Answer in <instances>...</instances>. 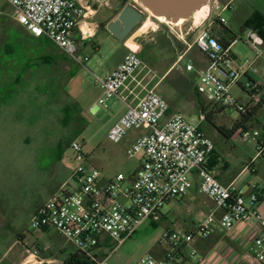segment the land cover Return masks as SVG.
I'll list each match as a JSON object with an SVG mask.
<instances>
[{
    "label": "built area",
    "instance_id": "2783aa9c",
    "mask_svg": "<svg viewBox=\"0 0 264 264\" xmlns=\"http://www.w3.org/2000/svg\"><path fill=\"white\" fill-rule=\"evenodd\" d=\"M5 1L12 8L16 23L29 35L46 38L67 58L77 62L74 31L86 15L85 8L77 0ZM205 7L204 18L197 25L192 23L194 28H200L194 46L204 56V64L187 58L188 46L171 67L193 75V91L205 103L198 122H189L180 112L170 111L168 102L154 87L147 89L135 106H127L107 132V140L119 144L129 131H142L126 149L127 156L140 159L135 173L130 178L117 174L100 185V172L89 164L81 143L73 140L68 147L75 165L73 184H63L57 193L39 206L31 219L33 229H53L90 264H108L106 258L100 260L95 253L101 240L107 238L118 246L128 240L144 221H158L169 200L181 197L191 189L192 176L198 180L199 192L211 201L213 210L194 231H165L161 241L171 250L162 258L147 254L135 264H177L176 251L192 242L195 236H206L217 212L220 213L219 225L225 231H231L238 223L256 224L258 232L251 254L257 262L264 264V217L253 208L263 190L252 185L245 195L235 182L222 185L208 167L213 143L200 129L207 116L221 113L226 108L241 113L245 111L246 106L233 98L232 88L246 92L251 107L259 103L264 106V91L250 79L239 83L248 71V67L242 69L237 64L230 52V47L239 39L234 36L220 40L211 33L214 21L225 26L219 14L212 19L213 13L226 10L228 5L209 0ZM144 18V23L154 19L146 9ZM165 24L178 36L174 28L179 26L170 22ZM244 33V44L258 57L259 48L264 45L262 39L252 29H245ZM143 66L145 69L139 47L128 48L122 61L103 80H98L102 93L96 104L106 109V102L118 97L128 78ZM260 124L264 127V122ZM236 137L254 141L255 154L244 168L251 172L255 163L264 159V132L238 131L232 140ZM121 197L124 202L120 201Z\"/></svg>",
    "mask_w": 264,
    "mask_h": 264
},
{
    "label": "rangeland",
    "instance_id": "374dc122",
    "mask_svg": "<svg viewBox=\"0 0 264 264\" xmlns=\"http://www.w3.org/2000/svg\"><path fill=\"white\" fill-rule=\"evenodd\" d=\"M216 1L224 5L227 0ZM217 14L224 19L225 27L239 39L237 44L230 47L237 64L242 69L248 67L254 70L255 74L252 75L263 84L264 45L259 48V56L256 57L244 44L245 33L239 32L232 14L223 10L215 11L213 16ZM158 20L152 19V25L143 34L140 29L144 25V18L132 32L133 42H128V38L123 43L130 48L138 46L140 51L144 48L145 73L147 79H153L149 86L159 81L155 90L166 99L170 108L183 114L189 122L197 123L201 113L189 91L188 80L192 75L189 77L181 70L170 67L188 46L187 58L204 64V56L194 46L200 28H194L192 18H189L179 28H174L177 36L166 26L168 20ZM13 24L15 20L11 6L5 0H0V43L9 41L13 36L9 33ZM74 42L77 62L64 58L39 73L20 75L17 94L9 105L0 110V217L4 218V225L0 219V228H5L7 240L0 243L2 254L7 252L9 241L17 233H22L25 246L40 256L61 259L75 252L74 247L55 232L42 233L30 225L38 205L57 193L64 181V184H73L75 165L68 148L70 142L75 140L81 143L89 164L105 176L119 172L126 177L135 164L136 158L126 155L127 148L122 143L113 144L107 140L113 100L106 102V109L97 105V113H86L97 95L98 80H103L107 71L124 56L122 43L104 30H98L93 37L84 40L86 44L83 47ZM4 65L0 55V85L3 84L0 91L6 96V91L11 87L7 85L14 75L8 74ZM231 94L242 106L250 103L249 96L240 88H232ZM240 116L235 109L226 108L214 114V126L206 121L200 125L201 131L213 143V157L219 161V171L225 166L227 175L239 173L237 185L253 178L244 168L255 154L254 141L237 137L227 139L216 127L230 129ZM256 121L264 122L262 105ZM258 128L255 122L249 125V130ZM123 200L121 197L120 201ZM157 227L144 230L143 224L124 243L117 246L111 242L107 249L99 250L98 259L106 258L108 264H135L144 255V244L156 240ZM10 258V255H6L0 264H7Z\"/></svg>",
    "mask_w": 264,
    "mask_h": 264
},
{
    "label": "crops",
    "instance_id": "0c3cea01",
    "mask_svg": "<svg viewBox=\"0 0 264 264\" xmlns=\"http://www.w3.org/2000/svg\"><path fill=\"white\" fill-rule=\"evenodd\" d=\"M77 1L82 7L85 8L86 15L79 21L78 26L74 31V41H77V43L83 47L86 44L84 40L93 37L98 30H104L106 33H108L105 27L107 23L114 20L120 12L122 8V0ZM130 1L131 4L139 7L136 0ZM224 5H228L226 11H229L232 14L233 20L238 23L239 32L241 33L245 31V25L253 14H258L264 19V0H227ZM194 14L191 17L193 25ZM213 18H215V16H212V19ZM9 33L13 35L11 38H9V41L0 43V55L3 57L5 64L4 66L7 70V73L14 75V78L10 80L7 86L17 83V81L20 79V75L22 74L39 73V71H43L46 67H53L58 60L62 61L64 58H67L46 38L41 37V41L37 42L36 39L29 35V33L22 26L16 23V21L15 24L10 26ZM131 36L132 34L129 36V38ZM129 41L130 40L128 39V42ZM121 43L125 56L128 52V47L126 45L127 43ZM8 56L11 58H8ZM124 56L114 66H112L110 70L107 71L104 78L122 61ZM232 56L235 58L234 55ZM140 57L144 63V48L143 51H140ZM145 70L146 69H144V66L135 70L125 82L124 86L120 89L118 97L112 99L113 101L110 107L112 109L113 116L109 122V127L119 120V118L126 111L127 106H135L147 89L153 87L156 88V85L159 84L158 81L152 87H150L149 85L153 82V79H147V73H145ZM252 73L255 74V71H252L248 68L246 75L239 80V83L241 84L246 79H250L258 83L261 90L264 91V76H261L263 81L262 84L259 82L258 77H255L252 75ZM188 75L190 77L192 74ZM191 77H193V75ZM2 85H0V88ZM101 93L102 91L99 86L97 95L92 100L91 105L86 111L87 114L93 115L99 111L96 101L101 96ZM1 100L2 97L0 96V110L1 108L9 105L2 104ZM171 111L173 110L171 109ZM141 134L142 131L139 130L129 131L125 139L121 142L122 145L127 148ZM213 159L214 157L212 155L208 161H212L213 165L215 164V166L211 167L213 174H215V178L222 185H227L230 182H235L236 184L239 173L237 175H227L225 173V166L223 167L222 171H219V161L218 159ZM139 164L140 159L136 158L135 164L133 168L127 172L126 178H130L135 173ZM117 174L121 173L118 172ZM250 174L251 177L253 176L251 181L244 182L242 185H236L242 189L245 195L250 192V187L252 185H256L258 188L263 190V195L259 198L257 204H255L253 208H255V210L264 217V159H261L255 163L254 170L251 171ZM114 176L115 175L105 176L102 174V172H100L98 183L100 185L105 184ZM64 182L61 184V186L64 184ZM41 204L38 205L37 208L41 206ZM212 210L213 205L211 201L205 195L199 192L198 180L195 176H192L191 189L185 195L169 200L163 206L158 221H144V230L158 226L156 240L149 241L144 244V255L149 254L156 259L162 258L166 252L171 250L166 243L161 241V236L165 231H194L197 225L203 221ZM0 219L1 224L4 225V218L0 217ZM219 219L220 213L217 212L215 214L214 222L210 225V232L206 236L197 235L194 237L192 242L182 245L176 251L177 264H260L253 258L251 254L253 241L258 232V227L256 224L238 223L231 231H225L220 227ZM39 231L42 233L49 231L55 232L53 229H42ZM5 232V228H0L1 244L2 242L7 241L5 240ZM23 242V234H15V238L8 243L7 252L4 254L0 252V263L4 261L6 255H10L11 257L9 259L10 262L7 264H62L63 261L68 258V256H65L61 259L40 256L35 252H31ZM111 242L112 241L107 238L101 240L99 246L95 249V253L98 258L100 257L99 250L107 249ZM130 242L133 243V241ZM60 253L63 254L62 250Z\"/></svg>",
    "mask_w": 264,
    "mask_h": 264
},
{
    "label": "water",
    "instance_id": "95a60500",
    "mask_svg": "<svg viewBox=\"0 0 264 264\" xmlns=\"http://www.w3.org/2000/svg\"><path fill=\"white\" fill-rule=\"evenodd\" d=\"M209 0H137L139 7L122 0V8L116 18L107 23L105 29L120 42H124L132 34L138 24L143 21L144 9L154 19L168 20L179 26L192 17L194 12L207 5ZM182 21L181 23H178ZM134 39V38H133ZM132 37L129 38L133 42Z\"/></svg>",
    "mask_w": 264,
    "mask_h": 264
},
{
    "label": "trees",
    "instance_id": "16d2710c",
    "mask_svg": "<svg viewBox=\"0 0 264 264\" xmlns=\"http://www.w3.org/2000/svg\"><path fill=\"white\" fill-rule=\"evenodd\" d=\"M245 27L246 29H252L253 31H255L264 43V19L262 17H260L258 14H253L251 18L247 21ZM211 33L213 36L217 37L220 40L234 37L231 31L228 30L219 21H214L213 27L211 28ZM34 39H36L37 42L41 41V37L34 38ZM8 58H11V57L8 56ZM191 79L193 80V77H190V80H189V90L192 93V97L194 99L197 110L199 111V113H202L204 112L205 107L203 106V102L200 100V98L194 93L193 84H192ZM16 88H17V83H14L13 85H11V87L8 88V90L6 91L7 93L6 96H4V93L0 91V96L2 97V100H1L2 104H5V105L10 104L12 98L17 94ZM261 105H262L261 103L253 107H251L249 104L246 105L245 111L243 113L239 112L241 115L240 118L233 123L230 129L219 126V127H216L217 131L221 135H223L225 138L232 139L233 136L238 131L249 130V125L255 122L256 124L259 125L258 130L263 133L264 127L261 126V124L256 121V115H257L258 110L261 109ZM169 110L171 111V109ZM213 117L214 115H209L205 119V121L211 124L212 126H214ZM213 166H215V164L213 165L212 161L210 162L208 161V167L211 169V167ZM62 264H90V263L82 253L75 250V252L70 253L68 255V258L64 260Z\"/></svg>",
    "mask_w": 264,
    "mask_h": 264
},
{
    "label": "bare ground",
    "instance_id": "6f19581e",
    "mask_svg": "<svg viewBox=\"0 0 264 264\" xmlns=\"http://www.w3.org/2000/svg\"><path fill=\"white\" fill-rule=\"evenodd\" d=\"M206 12V7H201L199 10H197V12L194 14L193 16V19H194V25L198 24L200 19H203L204 18V14ZM182 21H179L178 23H181ZM152 25V22L150 21H147L144 23V25L141 27L140 31L141 32H144V30H146L147 28H149L150 26ZM127 45V44H126ZM136 45V44H135ZM134 45V46H135ZM128 48H130L128 45H127ZM136 47V46H135ZM134 47V48H135ZM134 48H130V49H134Z\"/></svg>",
    "mask_w": 264,
    "mask_h": 264
}]
</instances>
